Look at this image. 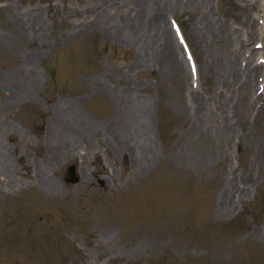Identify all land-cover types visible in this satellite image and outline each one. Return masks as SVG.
I'll return each mask as SVG.
<instances>
[{"label":"rangeland","instance_id":"1","mask_svg":"<svg viewBox=\"0 0 264 264\" xmlns=\"http://www.w3.org/2000/svg\"><path fill=\"white\" fill-rule=\"evenodd\" d=\"M207 2L210 17L236 30L242 45L240 72L222 81L205 59L225 36L206 34L202 42L201 16L191 7L145 8L161 12L179 49L184 67L175 70L154 60L162 41L140 63L134 40L104 29L123 24L124 31V17L136 15L134 0H0V143L8 151L0 163L12 165L8 174L0 167V264H264V0ZM33 12L38 20L29 35L24 22ZM23 61L36 86L28 98L9 99L3 77ZM248 65L257 66L249 107L233 117L222 154L210 156L213 134L196 138L191 131L194 106L208 100L219 115L213 95L236 100ZM123 93L131 100L121 117L130 121L132 144L121 150L110 121L117 118L115 95ZM78 118L95 126L73 135L67 159L46 166L58 122ZM193 139L196 159L184 151ZM133 156L145 166H135ZM70 163L75 181L64 177ZM227 180L233 202L222 212L216 204Z\"/></svg>","mask_w":264,"mask_h":264},{"label":"bare ground","instance_id":"2","mask_svg":"<svg viewBox=\"0 0 264 264\" xmlns=\"http://www.w3.org/2000/svg\"><path fill=\"white\" fill-rule=\"evenodd\" d=\"M134 4H135V9H136L135 10L136 15L134 17H133V14L131 16H129V17H126V16L124 17V19H123L124 31L122 29L123 28V24H121L122 22L120 23L121 25H113V26H108V27L105 26L104 29H107L108 33H110L111 35L115 34L117 36H121L120 33H122V34L124 33L126 35L127 42L128 41L133 42V40H134V42H136V45H138L140 47V49H141L140 50V54H139L140 55V57H139L140 58V63L144 61V57L146 56L145 53L147 51H149V49H151V52H152V50L154 49L153 46H157V45L161 44L160 42L162 41L164 44H163V46L160 49V56H159V53L154 54L155 56L157 55V57L153 56L155 58L154 60L155 61L159 60V57H161V60H163L164 62L168 63V65L171 68H173L175 70L176 69H182L183 62L181 61V59L179 57L180 55H178V50L179 49H177V47H175L174 44H172V42H171V38H170V35H169V29L166 26V24L164 23V20L162 19L161 12H156L154 14H149V13L145 12V8H147V6H148L147 4H160L161 6H164V7H167V8L169 6L172 7V8L173 7L175 8L178 5L179 6L181 5L183 7L185 6L186 8L187 7H191L193 11L194 10H198L199 11L200 16H201V27H200V29L198 31V35L201 38L202 42H203L204 38L207 36L206 34H209L208 38H211V37L212 38H216V37H218L217 39H219V37L222 38L221 37L222 35L225 36L224 40L219 39L221 41L220 45H218L216 48L212 49V51L210 50V53H208V51H206L207 58L205 59V66L208 68L209 62H213V61L215 62L216 66H218V69L215 71V73L217 74L216 76L218 77V79H220L219 81H222L226 75L232 77V76H234V75H236V74H238L240 72L239 71L240 69H239L238 64H237V57H238L237 55H239L238 54V49H239L238 46L239 45L242 46V45L240 44L239 41H237V35H238L237 31L227 27V25L223 24L222 22L216 23L215 20H214V17L213 16L210 17V14L213 15V12H212V9L209 7L207 0H134ZM127 10H128V8H127ZM30 17L28 18L29 21L27 19L24 22L26 24V29L24 28V30L27 33H29V35L33 34L35 32V30H36V25H37V20H38V13L37 12H33L32 16H30ZM113 20H115V19H113ZM103 21H104V19H103ZM30 58H31V56H30ZM181 58H183V57H181ZM203 63H204V60H203ZM28 65H29V63L23 61L21 64L18 65V67L14 71L8 72L3 77L4 86H6V88L8 89V93H9V96H10L9 99H14V100L15 99L19 100V98H23L24 99L25 97H27L26 95H28L31 92H33L32 90L34 89V85H35L34 81H35V78H36V74L34 73L32 67L28 68ZM256 67L257 66H255V65H253V66L248 65V67L246 68V73H245L246 78L240 85L241 88L239 89V92L237 94L236 100H235V95L234 94H230V93H229L230 95H228V96H224L223 93H220V92H218L216 95H213V100L216 101L215 103L218 105L219 115L216 116L210 111V108L208 107V100L207 101L206 100H202L199 104H196L194 106V110H193V114H192L193 116L191 117V119L194 118L193 119V126L194 127L192 126L193 130H191V131H193L195 133L194 135H196V138L197 137L200 138V136H203L205 133H207V132L209 133L210 132L211 136L213 134L214 141L216 143L215 146H214V149L212 151H209L208 155L213 156V157H218L220 154H222L221 149L223 147H225L229 143V140H230V133H231V131L233 129V125H232L233 117H236V118L240 117V115L244 111V109L249 107L248 106L249 103H248V99H247L246 95L250 91V89L252 88L251 85H252V80H253L254 73L257 70ZM239 77H241V76H239ZM238 79H240V78H238ZM124 94L125 93H123L121 97L119 95H115L117 118L113 119L112 121H110V124H111L110 128H112L110 133L114 134V135H112L113 136L112 138L114 139V143L116 142L118 148L121 149V150H123V148H126L129 144H132L131 143V138L132 137L128 136V132H131V131H129V129H130L129 127H131L130 124H129L130 121H128V119H125V118L123 119L121 117V113L122 114L124 112L126 113V111H127V113H129L128 111H131L130 109L127 110L129 108V105H130L129 102L131 100L128 101L127 96H124ZM28 96H30V95H28ZM251 97H250V99H251ZM206 99H208V98H206ZM74 107L71 106V107H68V108L71 110V112H73L75 115H77L78 112L76 113V110L74 109ZM131 107H132V105H131ZM133 107L135 108L136 106L133 105ZM138 108H140V107H137V109ZM141 110L143 111V113L146 112L145 107L144 108L142 107ZM67 112H69V111H67ZM133 112L135 113L134 110H133ZM137 112H138V110H137ZM138 113H140V111ZM69 115H70V113H69ZM63 116H65V115H63ZM70 117H69V119H70ZM141 117H144V116L141 115ZM148 118H149V115H148ZM63 119H65V118H63ZM138 119H140V116H139ZM78 120L79 121L72 122V123H70L68 121H66V123H63L65 120L62 121V123L58 122V125H57V128H56V135L58 136V138H55V142L53 143V146L51 147L50 146L51 144H50L49 145L50 149L49 150L47 149L48 152H47V155H45L46 156L45 157L46 158L45 159L46 166L49 165V163H55L56 164V162L59 161L62 157H64V156L66 157V154L69 152V149L73 148V147L70 146V144L73 143L72 142L73 135H75V134H80L81 135L83 133H89V131H91V129H93V128L90 129V125L91 124L89 125V123H90L89 120H80L79 118H78ZM3 123L1 122L0 126ZM141 124L142 125H146L147 124L146 126H148L149 123L142 122ZM92 125H94V124H92ZM137 125H138V123H137ZM209 125L211 126L210 128L208 127ZM139 126H140V123H139ZM135 130H136V128H135ZM141 131H143V130H141ZM144 131H145V129H144ZM48 132H49V130H48ZM54 133H55V130H54L53 134ZM67 133H69V135H67ZM144 135H145V133H144ZM66 136H68V137H66ZM76 137H77V135H76ZM138 137L139 136L137 135L136 138H138ZM73 138H75V137H73ZM77 140H78V138H77ZM138 140H139V138H138ZM193 141H194V139L192 140L191 143L188 142L189 145L184 149V151L188 154V156L190 155L189 157H191L193 159L194 158L196 159L197 155H199L198 154L199 152L197 150L198 148H196V146L199 147V144H197V145L192 144ZM0 142L2 143V141H0ZM138 142H140V141H138ZM1 143H0V156L2 158H5V156L8 154L7 153L8 151H6V148H5L6 145L5 146L1 145ZM135 144H136V142H135ZM135 144H134V146H135ZM119 149H117V150L120 151ZM133 150L134 149L132 148V151ZM127 153H128V151H127ZM181 153H182V151H181ZM147 154L148 153H146V156H147ZM259 155L261 156L262 160L264 161V145L262 146V150L260 151ZM148 156H149V154H148ZM133 157L134 158H132V159H135V156H133ZM65 159H67V157ZM141 159L140 160H138V159L136 160L135 159L136 160V165L135 166L140 167L142 165V168L145 166V164H144V160L145 159L144 160H141ZM62 160H60V162ZM0 164H1L0 167H2V170L4 171L2 173H6L7 172V174H8L9 166L12 167L11 163H10V165L7 164V163H3V162H1ZM41 166H39V167H41ZM54 166H53V169H54ZM42 167H45L44 164H43ZM2 170H0V171H2ZM42 170L43 169H41L40 173L38 174L39 176L41 175V177H42V173H41ZM44 170H45V168H44ZM138 172H140V171H138ZM47 173H48V171H46V174ZM44 177L46 178V176H44ZM5 179L7 180V178H5ZM8 181L11 182V183L14 182L13 179H11V177L10 178L8 177ZM39 182H40V184L42 183L43 185H47V186L49 185L48 187L52 186V184L55 183L53 181H49L48 179H44V178H38V182L37 183H39ZM16 185H17V182H16ZM232 186L234 187V184L232 185L230 183V181L227 180L225 186L221 190L220 196H219L217 204H216V208L218 210L222 209L221 210L222 212H227L228 209L232 208V202H233L232 200L233 199L229 200V201H228V199H226L228 197L229 190L231 189ZM237 188L238 187H236V190H237ZM55 189H56V187H55ZM241 190L243 192L244 189H241ZM232 192H233L232 193V197H233L234 191H232ZM232 210H234V209H232Z\"/></svg>","mask_w":264,"mask_h":264},{"label":"water","instance_id":"3","mask_svg":"<svg viewBox=\"0 0 264 264\" xmlns=\"http://www.w3.org/2000/svg\"><path fill=\"white\" fill-rule=\"evenodd\" d=\"M65 179L75 181L78 179V175L75 171V164L70 163L67 165L66 172L64 174Z\"/></svg>","mask_w":264,"mask_h":264}]
</instances>
